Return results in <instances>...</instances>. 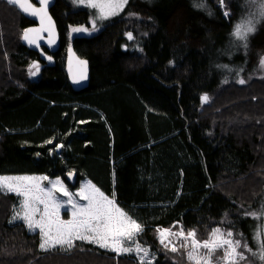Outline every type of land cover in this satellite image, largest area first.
I'll list each match as a JSON object with an SVG mask.
<instances>
[{"label": "trees", "instance_id": "trees-1", "mask_svg": "<svg viewBox=\"0 0 264 264\" xmlns=\"http://www.w3.org/2000/svg\"><path fill=\"white\" fill-rule=\"evenodd\" d=\"M223 3L130 0L97 28L88 9L56 0L51 13L61 45L48 66L22 43L34 21L0 0V177H48L45 187L60 179L72 193L90 182L114 194L142 226L136 241L155 253L152 264H193L191 245L181 248L170 236L179 249L172 252L160 243L161 230L181 228L201 242L215 229L231 232L246 257L240 264L261 263L243 245L250 248L247 212L264 195V19L246 42L238 40L236 24L254 17L257 4ZM123 43L132 47L123 50ZM70 44L90 61V84L81 91L65 71ZM22 199L0 191V264H138L132 254L86 241L67 251L42 249L39 230L13 219ZM61 218H70V207ZM221 256L218 250L213 264Z\"/></svg>", "mask_w": 264, "mask_h": 264}, {"label": "snow or ice", "instance_id": "snow-or-ice-1", "mask_svg": "<svg viewBox=\"0 0 264 264\" xmlns=\"http://www.w3.org/2000/svg\"><path fill=\"white\" fill-rule=\"evenodd\" d=\"M8 2L18 5L25 13L39 16L42 25L46 18L50 21L46 11L48 0H39V3L44 6L41 8L33 7L28 0H8ZM255 2L257 4L255 16L244 18L235 26L232 35L238 40L246 42L248 36L255 32L256 23H259L260 19H264V0H255ZM125 3L126 0H102L99 3L90 0V6L99 8L102 18L116 14ZM197 6L202 7L203 5ZM225 14L227 15V13ZM47 30L43 27L29 29L24 33V39L35 44L40 38V32ZM73 31H85V29H73ZM51 42L49 40V43ZM261 66L264 67V61L261 62ZM33 67L37 72L39 71V65H33ZM244 82V80L239 81L241 84ZM203 99L207 102L209 98L204 96ZM44 180H48V177H0V191L14 193L23 198L20 205L21 211L16 212L13 219L25 221L27 227L32 231L39 230L43 237V242L40 244L42 249L47 250V248L59 246L67 251L75 246V241L79 240L99 245L119 254L136 253L139 255L143 253L138 264H152L149 259V250L143 248L136 241V237L143 231L142 226L116 204L114 194L110 198L90 182L83 185L79 192L72 193L67 191L60 179L49 180L50 187L42 185L41 182ZM56 192H62L67 199H61L55 194ZM80 201H86V203ZM66 206L70 207V218L67 220L61 218V209ZM251 215L257 219L260 218L256 213H251ZM170 236H176L177 240L181 242V248L191 245L187 257L193 264H213V256L218 250L222 251V256L218 259L217 264H240V261L246 259L244 253L238 251L242 247L240 241H234L231 238V232L222 233L220 229H215L212 231L210 239L201 242L196 239L195 231L185 234L182 228L175 233L167 229L161 230L160 243L165 248L171 244L170 250L177 252L179 249L175 244H172ZM255 239L261 250L259 259L264 261V226L257 231ZM243 247L247 251H251L247 244H244ZM200 249L206 251L201 254ZM253 254L256 255V253Z\"/></svg>", "mask_w": 264, "mask_h": 264}, {"label": "water", "instance_id": "water-1", "mask_svg": "<svg viewBox=\"0 0 264 264\" xmlns=\"http://www.w3.org/2000/svg\"><path fill=\"white\" fill-rule=\"evenodd\" d=\"M8 4L15 6L25 17L34 21L33 24L28 25L22 33V43L30 50L38 53L40 60L44 61L46 65L53 66L56 64V58L54 53L57 52L61 45L60 31L56 19L51 13V8L55 5L56 0H48L46 11L47 17H50V21L46 18L44 24L40 22L39 16H32L29 13H25L18 5L9 3L8 0H5ZM35 8L44 7L39 3V0H28ZM222 0V5H223ZM48 29L47 31H41L39 34V39L37 43L31 44L24 39V33L29 29ZM32 35V34H30ZM49 40L52 42L49 43ZM50 58V59H49ZM65 71L67 74L68 81L71 87L75 91H81L86 89L90 84L91 79V66L88 58L81 56L75 49L73 44L68 45L66 49V58H65ZM67 179L71 184L76 182V172H70L67 174Z\"/></svg>", "mask_w": 264, "mask_h": 264}, {"label": "rangeland", "instance_id": "rangeland-1", "mask_svg": "<svg viewBox=\"0 0 264 264\" xmlns=\"http://www.w3.org/2000/svg\"><path fill=\"white\" fill-rule=\"evenodd\" d=\"M75 2V4L78 6V7H82V8H86L89 10L90 14H91V24L94 26V27H103L105 24H107L108 22L112 21L114 18L120 16L121 14H123L127 8V6L129 5V2L130 0H126V3L124 4L123 8L118 10L116 12V14L114 15H110V16H107L106 18H102L101 16V12H100V9L99 8H93L90 6V0H83V2H81V0H73ZM144 1V0H143ZM151 1H155V0H151ZM95 2L99 3V2H102V0H95ZM73 29H85L84 27H74ZM72 29V32L75 33V34H78V35H85L88 32L87 29H85V31H73ZM129 39L131 41H134L135 38L134 36H132V34H127ZM129 47H132L131 45H129V43H123L122 44V48L123 50H127L129 49ZM37 65V64H35ZM35 72V75H33V73ZM31 76H37L38 75V72L36 71V69L33 67V69L31 70ZM55 150L59 153L61 152V144H58L55 148ZM252 213H256L257 216H259L260 218L257 219V218H254L252 215H250L249 212H247V216H248V221H249V224L251 225L249 228H247V236H246V239L247 241L250 243V249H251V252L253 251V253H256V255H254L259 261H261L259 259V253H260V246L259 244L257 243L256 239H255V234L257 233V231L262 227L264 226V215H261L262 213H264V195L261 199V204H260V208L259 209H254V212ZM252 241V243H251ZM254 245V248L252 247V245ZM131 246H135V245H131ZM142 246V245H141ZM143 248H146L149 250V259L151 261L154 260L155 258V253L150 250L147 246H142ZM254 249V250H253ZM128 254H132L134 256H136V258L138 260H140V256L143 255V253L137 255L136 253H128ZM257 264H264V261H261V263L257 262Z\"/></svg>", "mask_w": 264, "mask_h": 264}]
</instances>
